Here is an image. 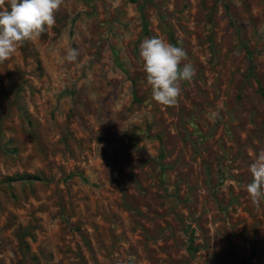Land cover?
<instances>
[{"label": "rangeland", "instance_id": "rangeland-1", "mask_svg": "<svg viewBox=\"0 0 264 264\" xmlns=\"http://www.w3.org/2000/svg\"><path fill=\"white\" fill-rule=\"evenodd\" d=\"M55 20L0 64V264H264V0H64ZM151 37L195 69L174 107Z\"/></svg>", "mask_w": 264, "mask_h": 264}, {"label": "clouds", "instance_id": "clouds-1", "mask_svg": "<svg viewBox=\"0 0 264 264\" xmlns=\"http://www.w3.org/2000/svg\"><path fill=\"white\" fill-rule=\"evenodd\" d=\"M64 0H0V64L12 58L25 42L38 40L52 29L55 15ZM79 51L69 47L63 60L76 62ZM146 82L152 100L164 107H174L181 95V83L195 75L186 51L158 37L145 38L139 46ZM252 180L246 185L251 203L259 208L264 202V150L249 166Z\"/></svg>", "mask_w": 264, "mask_h": 264}]
</instances>
